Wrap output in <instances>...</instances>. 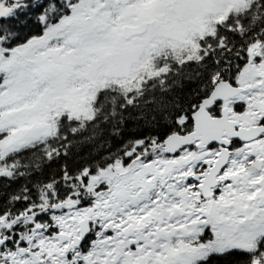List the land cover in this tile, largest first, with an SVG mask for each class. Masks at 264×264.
Returning <instances> with one entry per match:
<instances>
[{
  "label": "snow or ice",
  "instance_id": "6c2138e0",
  "mask_svg": "<svg viewBox=\"0 0 264 264\" xmlns=\"http://www.w3.org/2000/svg\"><path fill=\"white\" fill-rule=\"evenodd\" d=\"M0 264H264V0H0Z\"/></svg>",
  "mask_w": 264,
  "mask_h": 264
}]
</instances>
